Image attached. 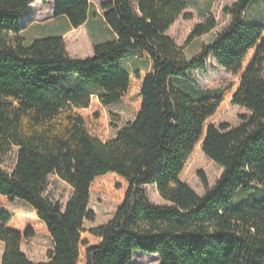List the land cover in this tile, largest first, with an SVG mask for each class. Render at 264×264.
<instances>
[{
	"label": "trees",
	"instance_id": "trees-1",
	"mask_svg": "<svg viewBox=\"0 0 264 264\" xmlns=\"http://www.w3.org/2000/svg\"><path fill=\"white\" fill-rule=\"evenodd\" d=\"M34 1L0 0V155L17 148L14 169L0 167V206L16 199L36 212L34 219L0 213L2 264H134L136 252L161 264H264V23L246 18L264 0L225 8L230 24L190 59L167 35L181 17L192 19L187 0L103 3L117 38L95 45L87 59L72 58L63 37L25 45L21 18ZM90 4L58 0L55 15L78 29ZM216 26L210 14L187 44ZM132 52L148 55L150 72L121 66ZM209 58L235 82L205 96L174 83L206 71ZM118 102L136 104L139 113L107 140L106 109ZM228 103L251 116L217 127ZM199 149L223 169L213 187L200 173L202 196L183 179ZM51 175L73 188L65 206L44 195ZM148 185L167 205L151 202ZM95 188L118 197V209L87 230L85 222L96 221L89 209ZM38 229L54 243L48 262L22 250Z\"/></svg>",
	"mask_w": 264,
	"mask_h": 264
},
{
	"label": "rangeland",
	"instance_id": "rangeland-1",
	"mask_svg": "<svg viewBox=\"0 0 264 264\" xmlns=\"http://www.w3.org/2000/svg\"><path fill=\"white\" fill-rule=\"evenodd\" d=\"M236 0H187L189 8L187 14L192 15V19L187 20L181 17L177 23L170 29L168 36L175 43L185 48V54L188 59L198 54L203 44L212 42L216 35L224 30L231 21V17L224 10L231 7ZM134 7L137 6V0H132ZM216 20V28L209 34L204 35L187 44V41L193 29L201 23H204L209 15ZM249 22L264 23V6L254 4L246 15ZM143 60L141 67L146 70L149 66L148 60ZM235 79L225 69L221 68L214 59L207 60V70L202 71L194 69L186 79H176L174 83L186 92L195 96H205L218 94ZM139 113V107L134 103L118 102L106 109L107 134L106 139L115 138L118 133L117 128H123L136 120ZM243 116H251V113L244 108L227 104L224 111L213 122L217 127L222 124H229L232 128L242 123ZM112 117H118L119 121L113 124ZM17 148L9 147L0 155V167L11 172L16 164ZM207 177L210 187H213L221 178L223 169L218 164L210 160L200 149L197 151L192 163L188 167L183 179L199 195L205 193V188L200 177V173ZM149 198L152 203L157 205H167L159 196L156 186H146ZM252 188L249 193L254 192ZM44 195L53 202H59L63 206L67 204L73 195V188L56 175L49 177ZM244 197L238 196L236 201ZM119 198L100 189H93L89 209L96 214L95 222H85V229L96 228L110 222L116 215ZM7 212L10 215L23 216L27 219L36 217L35 210L27 203L21 200H7L0 206V213ZM5 245L0 241V264ZM54 243L45 229H38L37 234L28 240L23 241L22 250L28 258L35 263L48 262V253L53 250ZM134 264H161L160 257L150 255L144 252H136L133 259Z\"/></svg>",
	"mask_w": 264,
	"mask_h": 264
},
{
	"label": "crops",
	"instance_id": "crops-1",
	"mask_svg": "<svg viewBox=\"0 0 264 264\" xmlns=\"http://www.w3.org/2000/svg\"><path fill=\"white\" fill-rule=\"evenodd\" d=\"M107 1L109 0H91L86 23L75 29L66 16L55 15L58 0H47V4H44L43 0H35L21 18L22 31L19 35L27 46L38 39L63 37L72 58H91L95 45L117 38L105 19L106 12L102 9V4ZM141 58L148 60L149 66L146 71L150 72L151 61L148 55L142 52L130 53L121 62V66L129 72L144 70L141 67L143 62Z\"/></svg>",
	"mask_w": 264,
	"mask_h": 264
}]
</instances>
